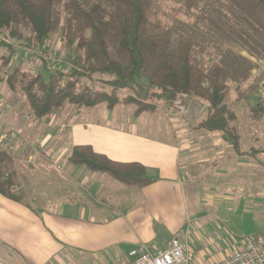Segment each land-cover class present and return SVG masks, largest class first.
<instances>
[{"label": "trees", "instance_id": "obj_1", "mask_svg": "<svg viewBox=\"0 0 264 264\" xmlns=\"http://www.w3.org/2000/svg\"><path fill=\"white\" fill-rule=\"evenodd\" d=\"M0 31L29 46L57 37L76 66L65 74L44 65L34 76L0 41V83L25 96L33 117L100 103L132 105L140 115L195 100L207 105L195 129L218 132L237 156L245 154L228 100L233 91L245 99L264 78V0H0ZM99 79L104 85L96 87ZM263 116L264 106L251 108L254 120ZM11 160L0 150V194L20 201ZM69 161L126 186L150 182L144 164L91 145L74 146Z\"/></svg>", "mask_w": 264, "mask_h": 264}, {"label": "crops", "instance_id": "obj_2", "mask_svg": "<svg viewBox=\"0 0 264 264\" xmlns=\"http://www.w3.org/2000/svg\"><path fill=\"white\" fill-rule=\"evenodd\" d=\"M244 100L250 108L261 105L258 91ZM206 107L195 100L178 101L172 108L159 105L171 128L162 138L142 133L143 124L153 129L148 124L156 120L136 115L128 104L106 106L99 120L91 110L76 108L67 109L60 120L58 111L37 123L13 115L0 120L2 131L16 126L44 146L37 155L19 144L12 156V191L20 201L0 194V264H133L129 252L141 245L157 254L175 237L187 240L189 247L197 242L190 224L206 212L201 203L191 210L186 187L199 173H210L211 158L197 150L198 144L222 145L212 142L220 133L194 130ZM62 124L68 125L64 131ZM76 145H91L117 161L140 162L148 167L150 182L130 187L74 165L69 156Z\"/></svg>", "mask_w": 264, "mask_h": 264}, {"label": "rangeland", "instance_id": "obj_3", "mask_svg": "<svg viewBox=\"0 0 264 264\" xmlns=\"http://www.w3.org/2000/svg\"><path fill=\"white\" fill-rule=\"evenodd\" d=\"M51 41L59 45L63 56H67V52L62 48L63 45L57 37ZM27 69H29L28 66ZM94 84L96 87L104 85L100 79L94 81ZM256 91L259 92V87ZM0 92L10 106L9 114L0 116L1 122L12 115L19 121L25 120L29 115L31 116L30 122L34 119L25 96L20 91H13L5 82H2L0 83ZM228 104L236 115L235 124L240 135V148L245 154L239 158L233 148L221 139V134L212 137V142L220 141L221 146L214 145L215 143L205 147L198 144L197 150H201L203 155H206V159L211 158L210 162L208 161L211 167L206 169L207 172H210L209 174L200 175L199 173L196 176L197 180H194L193 184H187L186 187L191 210H195L194 205L201 203L206 212L202 220L190 224L198 234V241L193 242V245L190 246V264L196 263V259L222 260L241 247L243 237L264 232V116L254 120L251 117L249 103L244 98L237 100L234 91L229 97ZM162 105L160 103V106ZM175 105L176 103L167 106L172 108ZM106 106L107 104L100 103L93 107L76 109L91 110L94 112L92 115L95 116L94 119L99 120L101 119L100 112H104ZM130 108H134V106L130 105ZM130 108L128 112H131ZM67 109L75 110V107L68 106L65 110H56L55 113L58 111L56 115L58 120L62 119L64 114L66 115L69 111ZM142 116H144L142 118H151L157 121L148 124L150 127H154L153 129H145V124H143L140 127L142 133L157 138L159 136L162 138L165 133L170 134L171 128L163 112L160 114L158 111L155 115L145 112ZM141 124L142 121H140ZM8 126L6 125L4 131L11 129ZM2 129L3 126H0V132ZM24 137L33 144L41 142L39 139L32 140L25 135ZM26 148L31 152L33 150L31 146ZM15 152L10 156L12 157ZM217 152L221 153L219 157H215ZM206 199L207 201H204ZM225 201L226 203H224Z\"/></svg>", "mask_w": 264, "mask_h": 264}, {"label": "built area", "instance_id": "obj_4", "mask_svg": "<svg viewBox=\"0 0 264 264\" xmlns=\"http://www.w3.org/2000/svg\"><path fill=\"white\" fill-rule=\"evenodd\" d=\"M0 41L12 44L14 47L13 60L15 63H24L29 67V71L34 75H39V69L46 65L54 72L70 74L75 68V64L68 56H63L58 44L48 41L42 45L29 46L28 42H13L0 31ZM59 42V41H58ZM261 71L264 73V63H261ZM259 75L254 72V78ZM260 103L264 106V78L259 84ZM10 111L9 104L5 101L0 92V116H7ZM30 120L31 116H27ZM34 123L39 122L38 118L31 120ZM68 128L67 124H62L60 130ZM21 143L23 147L31 146L32 153L40 155L44 146L33 144L26 139L23 133L17 128H11L0 133V150L11 154ZM133 264H190V247L187 240L175 237L169 241V248L160 251L157 254L150 252L144 245L129 252ZM214 264H264V232L257 235L243 237L241 247L224 259Z\"/></svg>", "mask_w": 264, "mask_h": 264}]
</instances>
